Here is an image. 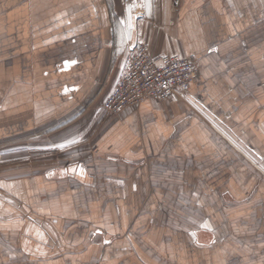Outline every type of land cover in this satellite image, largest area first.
Wrapping results in <instances>:
<instances>
[{"label":"crops","instance_id":"obj_1","mask_svg":"<svg viewBox=\"0 0 264 264\" xmlns=\"http://www.w3.org/2000/svg\"><path fill=\"white\" fill-rule=\"evenodd\" d=\"M142 42L187 98L107 116ZM0 264H264V0H0Z\"/></svg>","mask_w":264,"mask_h":264},{"label":"built area","instance_id":"obj_2","mask_svg":"<svg viewBox=\"0 0 264 264\" xmlns=\"http://www.w3.org/2000/svg\"><path fill=\"white\" fill-rule=\"evenodd\" d=\"M197 72V62L192 58L180 54L154 57L147 43H139L104 105L105 113L118 116L146 100L161 103L175 97L186 99Z\"/></svg>","mask_w":264,"mask_h":264},{"label":"snow or ice","instance_id":"obj_3","mask_svg":"<svg viewBox=\"0 0 264 264\" xmlns=\"http://www.w3.org/2000/svg\"><path fill=\"white\" fill-rule=\"evenodd\" d=\"M144 6L148 9V13L151 14L152 0H144ZM134 7H135L134 3L129 2L127 4L126 11H127V26H128V28L132 27L131 13H132V10ZM212 51H217V49H212ZM76 170L77 169L75 167L70 169V171H72V172H76ZM79 171H80L81 175H84V169L82 166H79ZM203 226L206 228L210 227L208 224H205ZM38 235H39L40 239H44L42 233H38ZM193 235H195V234H193ZM105 242L107 243L108 241H105Z\"/></svg>","mask_w":264,"mask_h":264}]
</instances>
